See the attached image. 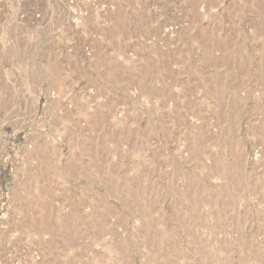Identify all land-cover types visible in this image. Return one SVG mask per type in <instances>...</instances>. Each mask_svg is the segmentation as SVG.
<instances>
[{
    "label": "rangeland",
    "instance_id": "obj_1",
    "mask_svg": "<svg viewBox=\"0 0 264 264\" xmlns=\"http://www.w3.org/2000/svg\"><path fill=\"white\" fill-rule=\"evenodd\" d=\"M0 264H264V0H0Z\"/></svg>",
    "mask_w": 264,
    "mask_h": 264
}]
</instances>
